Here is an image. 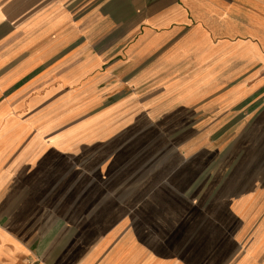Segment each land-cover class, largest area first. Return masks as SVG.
Masks as SVG:
<instances>
[{
    "label": "crops",
    "instance_id": "obj_1",
    "mask_svg": "<svg viewBox=\"0 0 264 264\" xmlns=\"http://www.w3.org/2000/svg\"><path fill=\"white\" fill-rule=\"evenodd\" d=\"M230 137L220 199L236 188L204 215L220 240L164 254L151 232L181 215L182 154ZM255 228L264 0H0V262L264 264Z\"/></svg>",
    "mask_w": 264,
    "mask_h": 264
},
{
    "label": "rangeland",
    "instance_id": "obj_2",
    "mask_svg": "<svg viewBox=\"0 0 264 264\" xmlns=\"http://www.w3.org/2000/svg\"><path fill=\"white\" fill-rule=\"evenodd\" d=\"M245 141L248 143L247 138ZM241 144L242 143L234 137L218 140L215 139V147L213 152H187L182 154V160L192 162L191 164L193 167L182 170L180 175L183 181L182 185H170L171 188H175L176 191H181L182 193V199L180 201L176 200L177 208L180 209L181 207V211H179L181 215L178 214L175 218L170 214H167L168 217H161L160 230L158 233L155 231L151 232V238H153V240L157 238L158 234L160 235V238H165L166 248L163 251L164 254L170 255L176 251L178 252V248L184 246V242L188 241L189 239L198 241L208 240L210 244H216L220 240L221 237H219L218 233L212 232L210 234H206L207 232H205L207 227L212 224L211 220H209L210 218L204 216L206 214L205 207L207 203L209 208H214L215 213L217 212L219 215H224L222 208L226 207L227 202L225 201L227 195L233 192L234 188H236V185L226 186L227 190L225 194V200L222 201L220 199L221 194H219V192H221V186L218 183L221 181L220 177L228 176V174L233 171L234 165L238 157L241 155L236 151ZM234 172L235 171H233V173ZM205 192H208L206 193L207 195ZM212 192V198H214V200L213 204L211 203V205L209 201L212 198L209 199L208 202L205 200V198H207ZM168 208V205H166L167 210ZM216 216L214 217L215 222L217 220H222V223L230 226V228L234 227V224L229 220L227 221L225 216ZM164 228L166 230L165 232H163ZM251 242H253V246L249 248L250 251H253L254 248L264 242V228L257 235L255 228L245 239L244 244L248 245ZM224 244L228 248L230 247L229 250H231V246L233 244L232 241H225ZM198 251L200 254V249ZM220 252L222 251L220 250ZM214 253V255L218 254L217 252ZM0 264L9 263L0 262Z\"/></svg>",
    "mask_w": 264,
    "mask_h": 264
}]
</instances>
